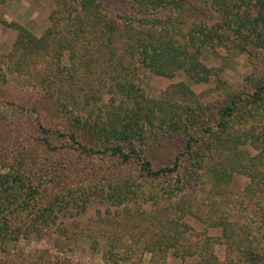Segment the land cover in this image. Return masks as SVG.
Returning a JSON list of instances; mask_svg holds the SVG:
<instances>
[{"label": "trees", "instance_id": "16d2710c", "mask_svg": "<svg viewBox=\"0 0 264 264\" xmlns=\"http://www.w3.org/2000/svg\"><path fill=\"white\" fill-rule=\"evenodd\" d=\"M107 1L76 0L70 5L69 0H55L57 9L51 14L52 22L41 36L0 18L19 31L9 54V70L27 72L36 57L55 52L62 56L67 50L69 65L65 66L68 74L63 90L54 94L59 88H52L49 77L41 80L47 97L63 117L62 123L70 127L67 134L59 129L46 131L66 136L75 145L59 150L70 153L77 148L83 154H105L125 165L137 160L139 174L109 185L116 189L106 195L119 199L118 204L130 193L143 203L181 194L175 217L162 220V231L145 243L153 253L152 261L157 262V254L165 258L172 251L181 259L199 254L200 264H221L206 238L190 241L185 235L193 228L186 218L204 219L206 211L211 220L206 227L222 228L224 243L239 253L244 264H264V75L261 71L252 74L245 88L226 86L203 59L206 51L214 56L233 53L258 57L264 49V0H211L216 14L207 19L198 17V7L186 0H118L115 16L107 10ZM65 7L70 16L67 34L57 30L62 28ZM58 33L62 35L57 37ZM142 67L167 77L184 70L196 83L214 80L224 90L223 97L217 104L189 107L192 113H186L180 105L177 110L162 97L146 96L139 76ZM99 71L103 72L101 86L110 94L103 112H97L95 107L102 100V89L97 88L93 78ZM172 88L177 93L184 92L185 97L194 94L185 82ZM13 116L14 112L0 103V131L17 123ZM15 130L10 128L11 133ZM153 131L165 132L162 136L169 144L173 137L184 138L183 149L176 152L170 164L155 167L153 159L144 153V145L152 142ZM41 141L47 151L58 152L49 138ZM1 144L0 251L7 252L10 243L38 221L47 220L61 200L72 197L74 190L66 183L59 186L61 175L55 164L51 168L49 164L40 166L35 158L23 156L27 150L11 156L7 154L9 147ZM67 155L74 165V154ZM64 163L61 162L63 169L69 168ZM238 174L247 177L238 205L245 209L247 203L255 208L249 220L246 216L238 220L239 214L230 213L223 205L228 201L234 207L222 195ZM65 176L71 174L65 171ZM81 178L83 194L87 195L85 205L93 200L90 197L94 192L106 191L103 182L87 183L86 178ZM204 180L211 182L210 199L205 202L200 194L192 199L187 190L196 189ZM59 187L67 193L52 196L50 192ZM105 254L111 264H129L125 250L119 251L115 245L109 244Z\"/></svg>", "mask_w": 264, "mask_h": 264}, {"label": "rangeland", "instance_id": "374dc122", "mask_svg": "<svg viewBox=\"0 0 264 264\" xmlns=\"http://www.w3.org/2000/svg\"><path fill=\"white\" fill-rule=\"evenodd\" d=\"M186 1L194 7H198L195 11L198 17L207 19L210 15L216 14L215 8L211 6V0ZM69 3L70 5L75 4L76 0H69ZM105 5L107 10L115 16L118 0H108ZM55 9H57L55 0H0V18L2 20L8 23H18L37 36H41L48 29L52 22L51 14ZM63 16L65 18L60 22L62 28L58 27L57 30H62V33L67 34L69 15L66 7ZM18 33L15 26H9L0 21V103L14 112L17 122L0 131L1 145L9 147L7 154L11 156L18 154L20 150L24 153L27 150L28 153L23 156L35 158L40 166L49 164L51 168V165L55 164L56 168L60 170L58 174L61 175L60 182L62 184L58 183L59 186L66 183V187L70 186L74 191L72 197L69 195L67 200L60 201L56 211L48 216L47 220L38 221L31 230L24 231L17 241L10 243L7 252L0 251V264H111L105 254L109 244L115 245L119 251L125 250L129 264H200L199 254V256L185 255L181 259L173 255L172 251L165 258L157 254V262H154L151 259L153 253H150L145 247V243L152 235L156 237L162 231L164 224L162 220L175 217L177 214L175 205L181 194L172 199L162 197L156 203L152 201L143 203L130 193L128 199L118 204L119 199H109V193L107 195L106 193L114 192L116 189L114 184H120L129 176L140 173V164L137 160L125 165L118 159L105 154H83L84 152L77 148L71 149L70 153L59 150L75 145L66 136L46 131L47 128L59 129L67 134L70 127L68 123L66 125L62 123L63 117L57 111L56 104L47 97L46 86L42 84L41 80L49 77L53 83L52 88L54 86L59 88L58 91H53L54 94L61 92L68 74L65 66L69 65V52L63 51L62 56L55 52L48 56L36 57L29 71L11 73L9 69L12 58L9 57V54L13 50ZM61 35L58 33L57 37ZM53 51L55 50L52 49ZM260 51L258 57L233 53L214 56L211 51H206L203 59L207 65L214 68L213 70L217 74L215 77L221 79L226 86L238 85L245 88L247 78L252 74L261 71L264 75V49ZM102 73L99 71L93 77L96 80L97 88L102 89L99 93L102 100L98 102V106H95L97 112H103L105 104L110 98L107 88L101 86ZM139 76L147 97H162L164 102L170 101L171 107H175L177 110L179 105L182 106L186 113H192L190 109L197 108L199 104L208 105L210 102L217 104L223 97L224 90L222 87L218 88L214 80L209 83L192 82L184 70H179L174 76L167 77L142 67ZM104 78L107 82L106 75ZM76 79H78L77 76ZM180 82L187 83L194 94L185 97L184 92L172 91V87ZM117 96L122 98L121 94L117 93ZM10 102L12 105H9ZM165 106L168 111L169 103ZM15 116L13 117L15 118ZM185 116L184 113L183 117ZM10 128H15V132L11 133ZM6 130L7 133H5ZM157 131L152 132V142L144 145V153L153 159L155 167L170 164L171 158L175 156L176 152L183 149L184 143L182 140L184 138L176 136L169 141V144L162 136L165 132L158 133ZM42 138H49L57 147L58 152L47 151L41 141ZM159 140H163L162 144ZM86 141L89 145L91 144L88 139ZM156 141L159 143L156 144ZM71 153L75 156V163L72 166L69 161L71 156L67 155ZM62 161L68 164L69 168L65 169L64 167L63 169ZM261 169L264 170V167ZM65 171L71 176H65ZM81 177L86 178L87 183L88 181L103 182L106 191L94 192L90 197L93 200L85 205L84 200H87V195L83 194ZM246 182L245 175H236L231 183L232 187L227 188L222 195V198L226 197L234 205V207H230L228 201H224V207L229 209L232 214H239L238 220H241L243 216L249 220L255 214L253 211L255 208H252L251 205L245 203L247 206L245 209H242L244 206L238 205L237 200H241L242 188ZM110 184H113L112 188L109 187ZM82 186L86 188L85 185ZM60 188L62 187L55 188L50 192L52 196L67 193ZM211 188V182L204 180L196 189H188L187 192L192 199L197 198V194H200L199 196L206 202L210 199ZM248 200L249 198L247 202ZM205 212L204 219L186 218V222L193 228L188 229L185 235L190 237V241L206 238L210 249L216 252L221 264H244L240 260L239 253L228 248L224 243L222 228L206 227V223L211 220Z\"/></svg>", "mask_w": 264, "mask_h": 264}]
</instances>
